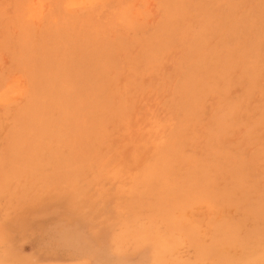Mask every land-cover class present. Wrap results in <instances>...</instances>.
Returning a JSON list of instances; mask_svg holds the SVG:
<instances>
[{
    "label": "rangeland",
    "instance_id": "374dc122",
    "mask_svg": "<svg viewBox=\"0 0 264 264\" xmlns=\"http://www.w3.org/2000/svg\"><path fill=\"white\" fill-rule=\"evenodd\" d=\"M261 263L264 0H0V264Z\"/></svg>",
    "mask_w": 264,
    "mask_h": 264
},
{
    "label": "bare ground",
    "instance_id": "6f19581e",
    "mask_svg": "<svg viewBox=\"0 0 264 264\" xmlns=\"http://www.w3.org/2000/svg\"><path fill=\"white\" fill-rule=\"evenodd\" d=\"M29 33H30V32H29ZM183 42H184V41H183ZM178 43H179V42H178ZM25 45H26V44H25ZM28 46H29V45H28ZM30 47H31V46H30ZM30 49H31V48H30ZM180 51H181V50H180ZM235 53H236V52H235ZM53 55H54V54H53ZM18 57H19V56H18ZM20 58H21V57H20ZM28 62H29V61H28ZM37 69H38V68H37ZM40 71H41V70H40ZM33 73H34V72H33ZM33 73L30 72L31 76H32ZM39 75H40V74H39ZM39 75H38V76H39ZM35 76H37V75H35ZM41 76H42V75H41ZM33 77H34V75H33ZM43 77H45V75H43ZM40 78H41V77H40ZM41 80H42V78H41ZM42 82H43V80H42ZM42 84H43V83H42ZM42 84H41V86H42ZM39 85H40V83H39ZM50 85H51V84H50ZM32 87H33V86H32ZM37 87H38V85H37ZM53 87H54V86H53ZM33 88L35 89L36 87L34 86ZM39 88L41 89L40 86H39ZM42 88H43V87H42ZM34 89H32L33 92H34ZM36 89H37V88H36ZM36 89H35V90H36ZM47 89H48V88H47ZM37 90H39V89H37ZM37 90L35 91L36 94H37V92H38ZM52 90H53V89H52ZM47 91H49V90H47ZM50 91H51V90H50ZM33 92H32V94H33ZM35 93H34V94H35ZM34 94H33V95H34ZM36 94H35V95H36ZM107 94H108V93H107ZM44 95H45V92H44ZM48 95H49V94H48ZM41 96H42V95H41ZM46 96H47V95H46ZM46 96H45V98H46ZM33 97H34V96H33ZM43 97H44V96H43ZM43 97H41V100H42ZM37 98H38V97H37ZM34 99H35V98H34ZM46 99H48V98H46ZM41 100H40V101H41ZM43 100L45 101L44 98H43ZM93 100H95V99H93ZM56 103H57V102H56ZM171 105H172V104H171ZM50 107H51V106H50ZM58 109H59V108H58ZM61 109H62V108H61ZM78 110H79V109H78ZM101 110H102V109H101ZM88 112H89V111H88ZM53 113H54V112H53ZM60 113H61V112H60ZM83 113H84V112H83ZM81 115H82V114H81ZM100 115H101V114H99V116H100ZM92 117H93V116H92ZM58 118H59V117H58ZM86 118H87V117H86ZM54 119H55V118H54ZM75 119H76V118H75ZM50 120H51V118H50ZM53 122H54V121H53ZM56 122H57V121H56ZM84 122H85V121H84ZM116 122H117V121H116ZM48 123H49V122H48ZM85 123H86V122H85ZM88 123H89V122H88ZM99 123H100V122H99ZM49 124L52 125L51 123H49ZM64 124H65V123H64ZM48 128H49V127H48ZM49 130H50V129H49ZM105 131H106V130H105ZM81 134H82V133H81ZM77 135H78V134H77ZM100 135H101V134H100ZM80 136H81V135H80ZM90 137H91V136H90ZM77 140H78V139H77ZM102 140H103V139H102ZM71 144H72V143H71ZM95 148H96V147H95ZM93 152H94V151H93ZM175 153H176V152H175ZM174 155H176V154H174ZM174 157H175V156H174ZM176 158H177V156H176ZM185 159H187V158H185ZM66 160H68V159H66ZM90 160H91V159H90ZM172 161H173V160H172ZM173 162H175V161H173ZM185 162H186V161H185ZM171 163H172V162H171ZM171 163H169V164L171 165ZM156 164H157V163H156ZM173 164H174V163H173ZM166 165H167V164H166ZM197 165H198V164H197ZM85 166H86V165H85ZM147 166H148V165H147ZM168 166H169V165H168ZM148 168H149V167H148ZM148 168H147V171H148ZM156 168H157V167H156ZM171 170H172V169H171ZM180 170H181V169H180ZM73 171H74V170H73ZM78 172H79V171H78ZM78 172H76V173H78ZM158 172H159V171H158ZM83 175H84V174H83ZM166 175H167V174H166ZM157 176H158V175H157ZM160 176H161V175H160ZM76 187H77V186H76ZM80 188H81V187H80ZM73 190H74V189H73ZM85 197H86V196H85ZM76 199H77V198H76ZM161 244H162V243H161ZM163 246H164V245H163ZM236 248H237V247H236ZM225 251H226V250H225ZM234 251H235V250H233L232 252L234 253ZM247 251H248V250H247ZM230 252H231V251H230ZM238 252H239V250H238ZM235 254H236V253H235ZM244 254H245V253H244ZM231 255H232V254H231ZM236 256H237V255H236ZM261 264H262V263H261Z\"/></svg>",
    "mask_w": 264,
    "mask_h": 264
}]
</instances>
